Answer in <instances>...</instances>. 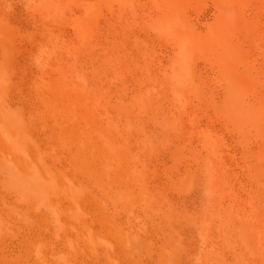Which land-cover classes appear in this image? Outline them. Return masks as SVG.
Segmentation results:
<instances>
[{
	"label": "rangeland",
	"instance_id": "obj_1",
	"mask_svg": "<svg viewBox=\"0 0 264 264\" xmlns=\"http://www.w3.org/2000/svg\"><path fill=\"white\" fill-rule=\"evenodd\" d=\"M49 1L0 0V64L6 66L8 82L4 85L3 100L12 106L11 110L23 111L27 140L39 146L43 161L46 159L47 165L60 168L54 169L81 190H78L77 198L64 192L55 195L44 192L36 174L33 175L35 170L29 169L32 155L25 153L26 164H20L1 140L5 146L0 143V264H264V219L260 221L264 216V166L258 167L260 175L252 187H242L237 182H242L245 175L254 174L255 166L254 161L248 164L242 157L244 149L240 146V138L232 131L235 125L229 120L222 121L216 116L214 106L206 102L187 96L176 102L171 100L168 85L179 82V77L186 74L173 75L169 71L173 41L171 37L156 33L162 26L158 5L164 2L128 0L130 3L125 7L127 4L122 0L121 5L116 0H94L99 4L93 0H53L50 1L53 4L59 1L58 6L54 4L55 14L54 10L47 9L50 8L48 5L45 6ZM73 1H76L75 6L78 4L76 8L72 6ZM91 1L95 5L90 4ZM197 1L174 0L179 6L187 5L192 9L193 24H196L193 28L200 32V40L207 39L204 35L207 30L215 29L216 37L224 35L225 39L220 42L242 55L232 68L240 70L251 66L258 74L238 71L241 74H231V80L237 81L239 76V82L252 81L254 90L264 91V0H239L236 4L246 10V15L239 17L238 26L232 24L237 22L235 17L238 16H231L224 24L225 28H221V21L212 15L215 11L212 0ZM59 6L70 7L73 13L70 8L64 10ZM194 7L202 12L194 11ZM86 9L87 13L84 12ZM76 18L84 19V28L77 27L76 30L75 26L73 29ZM163 22L165 20L160 23ZM164 23L165 29L169 24L170 30L172 24L177 27L175 21ZM85 25L93 27L89 30ZM49 28L55 33H49ZM79 30L82 31L78 34L81 38L77 35ZM90 35L96 36H92L95 40ZM85 40L90 41L85 43ZM75 41H82L85 48ZM5 48H11V51ZM197 50L194 57L201 65L200 69L190 73L191 76L187 74L191 79L185 76V79L181 78L183 83H179L198 81L215 87L219 83L217 78L202 66L210 52L204 48ZM81 70L85 77L80 74ZM171 74L174 79H170ZM145 78L149 80L146 86L154 87V92L146 86L137 88L136 85ZM175 79L177 81H170ZM100 96L105 98L98 104ZM135 97L139 99L138 105L137 100L134 103ZM183 99L189 101L186 103ZM92 110L97 111L96 114ZM117 112L120 113L118 117ZM97 119L102 120L105 127L97 123ZM111 125L113 128L115 125V129ZM87 127L93 129L89 131ZM241 130L255 133L254 128L242 127ZM92 134H98V138L102 134L104 138L109 136L98 139ZM72 141L84 145L93 141L91 145L98 150H95L93 160L89 159L91 163L74 156L77 148L70 143ZM250 144L255 149L251 158H264V152L257 155V145ZM5 154L8 157H4ZM17 167L20 170H16ZM24 169L29 171L27 176ZM31 175L35 181L30 180ZM81 228L86 230L83 236L80 235ZM114 228L116 233H112ZM99 230L103 232L98 234ZM92 232L101 237V241L94 242L98 246L89 235ZM119 232L121 235L117 234ZM122 232L126 234L122 235ZM118 239L121 244L116 242ZM184 241L188 242L185 244ZM91 244L94 247L88 246ZM182 248H186L185 252Z\"/></svg>",
	"mask_w": 264,
	"mask_h": 264
},
{
	"label": "bare ground",
	"instance_id": "obj_2",
	"mask_svg": "<svg viewBox=\"0 0 264 264\" xmlns=\"http://www.w3.org/2000/svg\"><path fill=\"white\" fill-rule=\"evenodd\" d=\"M50 1H53V0H50ZM47 2L46 3V5L45 6H49L50 8H47V7H45V8H47L48 10L50 9L51 11L52 10H54V11H52V12H55V10H56V8H55V6H54V4L56 3V1L54 2V4H53V2ZM60 1V0H59ZM59 1H57V3L59 2ZM63 1V0H62ZM67 1H69V0H67ZM66 1V2H67ZM70 1H72V0H70ZM85 1V0H84ZM94 1V0H93ZM93 1H91L90 2V4H99V3H97L96 1H94V3H93ZM120 0H116V3L117 2H119ZM123 1V3H124V1H125V3L124 4H127V5H124L125 7L126 6H128V3H130V2H128L127 3V1L128 0H122ZM129 1H131V0H129ZM157 1H159V0H157ZM197 1V0H196ZM65 2V1H64ZM80 2H81V0H80ZM111 2H112V0H111ZM114 2V1H113ZM135 2V1H134ZM160 2V1H159ZM164 2V3H163ZM195 2V1H194ZM198 2V1H197ZM237 2H239V0H212V4H213V6L215 7V11L212 13V15L214 16V18H216V19H218V20H220L221 21V23H222V25L220 26L221 28L223 27V28H225L224 27V24H226L227 23V20H229V18L231 17V16H238V17H235L236 19H237V22H232V24H234V26H238L239 25V17H243V16H245L246 15V10L242 7V6H239V5H237L236 3ZM260 2V1H259ZM57 3L55 4L56 6H58L59 5V3H58V5H57ZM71 3V2H70ZM75 3H76V1H73V4H72V6H75ZM115 3V2H114ZM114 3H112V4H114ZM121 3V1L119 2V3H117V4H119V5H121L120 4ZM132 4H131V6L133 5V1L131 2ZM162 3L163 4H160V5H158V10H159V12H160V16L158 17L159 19H161V21H164L165 20V23L167 22V23H173L174 21H175V23H176V28L174 27L175 26V24H172V25H174V26H172L171 28H172V30H170L169 29V26H170V24L166 27V25L164 26V27H166L167 29H165V28H163V23H160L161 21H159V24L161 25L162 24V26H161V28H163V29H157L158 31H156V33L158 32V34H157V36H160V35H165V36H167V37H171V39H172V41H173V58L170 60V62H171V66H172V68L169 70V71H171V73L173 74V75H175L176 73L177 74H181V73H178V72H182V73H184V75L186 76V78L187 77H190L191 75H190V73H192V72H195V71H198L199 69H200V64L197 62V60L195 59V57H194V52H195V50H197V48H204L205 50H207L208 52H210V54H208L209 56L203 61V64H202V66H203V68L204 69H209V72L210 73H212L216 78H217V81L219 82L215 87H212V86H206V82H200V83H197V82H188V84H187V82H186V80H185V84H181V83H179L180 81H181V78L183 79V77H184V79H185V76H183V77H179V79H180V81L179 82H173L172 84H169L168 85V87H167V89L168 90H170V97H171V100L173 101L174 100V102H176L177 100H180L182 97H185V96H187V97H193V98H195L197 101H200V102H206L207 103V105H213L214 106V109L216 110V116L217 117H219L220 119H222V121L223 120H229L232 124H234L235 126L232 128V131L234 132V133H236L237 135H238V137L240 138V146L244 149L243 150V152H242V157L245 159V161L247 162L248 161V164H252V162L254 161V165L253 166H255V168L252 170V171H254V174H248L247 176L245 175V177H244V179H243V181L242 182H237V183H239L242 187H247V188H250V187H252L256 182H257V180H258V176L260 175V172H257V171H259V168L261 167V166H264V158H262V157H260V156H258L257 157V159L256 160H253L252 158H251V155H252V153H253V151H255V149H254V147H253V145L251 146V144H250V142L252 143V142H254L256 145H257V149H256V153H257V155H259V154H261L262 152H264V91H262V90H260V91H258V90H254L253 89V82L252 81H244V82H239L240 81V78H239V74H241L240 72H239V74H238V71H241V72H245V73H254L256 76H258V74H256V72H255V70L254 69H252L251 68V66H244L242 69H238V68H235V69H233L232 68V64H234V63H236L237 61H239L241 58H242V55L239 53V52H237L236 50L235 51H232L230 48H229V46L228 45H226L224 42H220L219 40H223V38H224V35H222L221 37H216V31H215V29L214 30H212V29H210V30H207L206 32L209 34V35H207L206 34V32L204 33V35L207 37V39H205L204 38V40H200V38H199V35H200V32H198L197 31V29H195V28H193V25H196V24H193V22L195 21V18H193L192 17V13H191V10L192 9H190V8H188L187 7V5H185L186 7H183V5L182 6H179L178 4H176L175 2H174V0H166V1H163L162 0ZM178 3V2H177ZM190 3V2H189ZM235 3V4H234ZM64 4V6H65V3H62V5ZM82 4V3H81ZM86 4V3H85ZM84 4V5H85ZM94 4V5H95ZM185 4H188V3H185ZM199 4V3H198ZM68 5V3H66V6ZM78 5V4H77ZM77 5L75 6V8L77 7ZM80 5V4H79ZM83 5V6H84ZM88 5V4H87ZM116 5V4H115ZM194 5V4H193ZM64 6H62V7H60V8H62V9H64V10H66L67 8L69 9L70 7H64ZM90 6V5H89ZM118 6V5H117ZM198 6V5H197ZM200 6V5H199ZM212 6V5H211ZM64 7V8H63ZM85 7V6H84ZM91 7V6H90ZM114 7V6H113ZM113 7H112V9H113ZM119 7V6H118ZM123 7V6H122ZM125 7H123V8H125ZM74 8V7H73ZM61 9V10H62ZM67 9V10H68ZM85 9V8H84ZM89 11H88V10ZM84 12H86L87 13V11L88 12H90V9H89V7L87 8ZM120 9V8H119ZM194 9V11L195 10H197V12H202V11H200L199 9H197V8H193ZM58 11H59V9H57ZM61 10H60V13H63V12H61ZM71 10V8L69 9V11ZM91 10H92V8H91ZM94 10H95V8H94ZM121 10V9H120ZM122 10H125V9H122ZM264 10V9H263ZM72 11V13H73V9L71 10ZM70 11V12H71ZM110 11V10H109ZM64 12H66V11H64ZM91 12H93L94 13V11H91ZM112 12V11H111ZM121 12V11H120ZM248 12V11H247ZM68 13V12H67ZM71 13V14H72ZM123 13H124V11H123ZM55 14H56V12H55ZM57 14L59 15V13L57 12ZM66 14V13H65ZM121 14V13H120ZM62 15H64V14H62ZM61 15V16H62ZM68 15V14H67ZM66 15V16H67ZM72 15H74V14H72ZM71 15V16H72ZM85 16H87L86 14H84ZM60 16V15H59ZM70 16V17H71ZM76 16H78V15H76ZM83 16V15H82ZM174 16H176L177 18H173ZM63 18H64V16H63ZM84 19L86 18V17H83ZM75 19V18H74ZM79 19H82V18H79ZM79 19L78 18H76V21H73V22H76V23H74V24H76V25H74L73 26V29H74V27L75 28H77V27H82V28H84L83 26V24H82V21L84 20H82V21H79ZM94 19H96V17L94 18ZM158 19V20H159ZM169 19H172V20H169ZM8 20H9V18H8ZM78 20V21H77ZM169 20V21H168ZM218 20H217V22H218ZM68 21V20H67ZM226 21V22H225ZM93 22V21H92ZM164 23V24H165ZM71 24V23H70ZM87 24V23H86ZM88 24H89V22H88ZM87 24V25H88ZM90 24H92V23H90ZM89 24V25H90ZM219 24H220V22L218 23V26H219ZM230 24V23H229ZM95 25V24H94ZM96 25H97V23H96ZM69 26H71V25H69ZM85 27H87L86 25H85ZM90 27H93V26H90ZM90 27H87L88 29L90 28ZM72 28V27H71ZM87 28H86V30H87ZM96 28V26H94V28L93 29H95ZM173 28H175V29H173ZM217 28V27H216ZM48 29V28H47ZM52 29V28H51ZM92 29V28H91ZM98 29V28H97ZM165 29V30H164ZM220 29V28H219ZM46 30V29H45ZM75 30V29H74ZM76 30H78V28L76 29ZM83 31L85 30V29H82ZM90 30V29H89ZM88 30V31H89ZM96 30V29H95ZM95 30H93V31H95ZM106 30V29H105ZM227 30V29H226ZM226 30H225V32H226ZM46 31H48V30H46ZM55 31V30H54ZM80 31V30H79ZM87 31V32H88ZM93 31H92V33H93ZM98 31H99V29H98ZM200 31H202V30H200ZM223 31V30H222ZM51 32V30H50V28H49V33ZM57 32V31H56ZM59 32V31H58ZM75 32H77V31H74V33ZM82 31H80V32H78L77 33V35L79 34V33H81ZM86 32V33H87ZM52 33V32H51ZM53 33H55V32H53ZM52 33V34H53ZM61 33V32H60ZM96 33H97V31H96ZM56 34H58V33H56ZM55 34V35H56ZM64 34H66V33H64ZM84 34V33H83ZM87 34H89V33H87ZM94 34V33H93ZM226 34H229V33H227L226 32ZM1 35H2V33H1ZM72 35V34H71ZM86 35V34H85ZM95 35V34H94ZM94 35H90L91 36V38H93L92 36H94ZM99 35V34H98ZM61 36V35H60ZM79 36V35H78ZM88 36V35H87ZM89 36V37H90ZM57 37H59V36H57ZM80 37V36H79ZM94 37H96V36H94ZM48 38V37H47ZM61 38V37H60ZM64 38V37H63ZM81 38V37H80ZM94 39V38H93ZM225 39V38H224ZM52 40H54V39H52ZM64 40V39H63ZM91 40V39H90ZM90 40H85V43H87V42H89ZM95 40V39H94ZM93 40V41H94ZM50 41V40H49ZM57 41V40H56ZM55 41V42H56ZM80 41V40H79ZM79 41H77V42H79ZM92 41V40H91ZM12 42H13V40H12ZM11 42V43H12ZM51 42H53V41H51ZM66 42V41H65ZM76 41H75V44L77 43ZM96 42H98V41H94V43H96ZM57 43V42H56ZM63 43V42H62ZM67 43H69L68 41H67ZM81 43V44H80ZM93 43V42H92ZM99 43V42H98ZM49 44V43H48ZM52 44H54V43H52ZM70 44V43H69ZM78 44H80V45H82L81 47H83V46H86V44H83L82 43V41L81 42H79ZM7 46H9V45H11L10 43H9V45L8 44H6ZM12 45H13V43H12ZM58 45H60V44H58ZM57 45V46H58ZM87 46H89V45H87ZM96 46V45H95ZM97 46H99V45H97ZM4 47V46H3ZM54 47V46H53ZM9 48V47H8ZM70 48V47H69ZM83 48H85V47H83ZM242 48V47H241ZM6 50H8V52H10L11 51V48H10V50L9 49H7V48H5ZM80 49V48H79ZM89 49V48H88ZM54 50V49H53ZM85 50V49H84ZM90 50V49H89ZM264 50V49H263ZM55 51V50H54ZM53 51V52H54ZM67 51V50H66ZM71 51V50H70ZM82 51H83V49H82ZM91 51V50H90ZM198 51V50H197ZM84 52V51H83ZM86 52H87V50H86ZM104 52V51H103ZM6 53V52H5ZM68 53H69V51H68ZM81 53V52H80ZM92 53V52H91ZM100 53V52H99ZM10 54V53H9ZM66 54V53H65ZM70 54V53H69ZM101 54V53H100ZM71 55V54H70ZM72 55H73V53H72ZM105 55V54H104ZM109 55V54H108ZM81 56V55H80ZM101 56H102V54H101ZM111 56V55H110ZM1 57V56H0ZM3 57V56H2ZM6 57V56H5ZM4 58V57H3ZM60 58V57H59ZM63 58V57H62ZM61 58V59H62ZM81 58V57H80ZM85 58V57H84ZM86 58H88V57H86ZM91 58L92 57H90V60H91ZM105 58V57H104ZM60 59V60H61ZM7 60V59H6ZM81 61L83 60V58H81L80 59ZM87 60V59H86ZM93 60V59H92ZM108 60H109V58H108ZM110 60H111V58H110ZM113 60V59H112ZM74 61V60H73ZM5 62V61H4ZM75 62V61H74ZM84 62H85V60H84ZM86 62H88V60L86 61ZM86 62L84 63L85 65H86ZM61 63H62V60H61ZM110 63V62H109ZM108 63V64H109ZM59 64V63H58ZM110 64H112V63H110ZM115 64V63H114ZM7 65V64H6ZM232 65V66H231ZM74 66V65H73ZM82 66H83V64H82ZM91 66V65H90ZM93 66V65H92ZM111 66H114V65H111ZM6 67V66H5ZM5 67H3V65H1L0 64V143H1V140L4 142V144L6 145V147L8 148V149H10V152H12V154H13V156H12V154L10 155V156H12L13 158H14V160L16 159V161H18V162H20V164L22 163V164H26V158H24V156L26 155L25 153H28V155H32V161H31V164H32V167H31V165H30V167H29V169L31 168V169H34L35 170V173H33V175H35L36 174V176H37V181L39 182V186L44 190V192H46V193H48V194H51V195H55V194H57L58 192H60V194L61 193H65V194H68L70 197H74V198H77V196H78V190H81L80 189V186L79 187H76L75 186V184L73 183V181H70V179L68 178V180L65 178V176H62L59 172H57V169L55 170L54 168H56L57 166H49V165H47L48 163H45L44 161H46V159L45 158H47V157H45L44 159V161H43V159H42V157L43 156H40L39 155V150H38V148H39V146H35V144H31V143H29V141L27 140V130H25V125H24V123H23V120H25L24 118H23V111L22 110H19L18 108L17 109H14V110H11L10 108L12 107H9V105L7 106L4 102H6V101H4L3 99V97H4V90H5V88H4V85L5 84H7L8 82H7V75H6V71L7 70H5ZM235 67V66H234ZM117 68V67H116ZM8 69V68H7ZM76 69V68H75ZM81 69H83V68H81ZM87 70H89V69H87ZM95 70V69H94ZM81 71H83V70H81ZM80 71V72H81ZM9 72H10V70H9ZM83 73H85L84 71L82 72V73H80L81 75L83 74ZM96 73H97V71H96ZM99 73V72H98ZM170 73V72H169ZM172 74L170 75V79H174V77L172 78ZM176 74V75H177ZM187 74H189L190 76H187ZM193 74V73H192ZM194 74H196V73H194ZM233 75V74H238V75H236V77L238 76V80L237 81H234V80H231V78H230V75ZM47 75V74H46ZM49 75V74H48ZM47 75V76H48ZM80 75V78H82V80H83V76H84V74H83V76H81ZM90 75V74H89ZM97 75V74H96ZM95 75V76H96ZM54 76V75H53ZM139 76H140V74H139ZM180 76V75H179ZM49 77V76H48ZM85 77V76H84ZM89 77V76H88ZM145 77V76H144ZM149 77V76H148ZM177 77V76H176ZM64 78V77H63ZM78 78V77H77ZM76 78V76H75V79H77ZM80 78H79V80H80ZM192 77H190V79H191ZM49 79V78H48ZM85 79V78H84ZM98 79V78H97ZM150 79V78H149ZM152 79V78H151ZM176 79H178V78H176ZM170 80V81H177V80ZM74 80V79H73ZM244 80V79H243ZM58 81V80H57ZM81 81V80H80ZM87 81V80H86ZM100 81V80H99ZM149 80L148 79H142L141 81H140V83L138 84V85H136L137 86V88H142L143 86L145 87L146 86V84H147V82H148ZM167 81V80H166ZM184 81V80H183ZM183 81H181L182 83H183ZM193 81V80H192ZM242 81V80H241ZM79 82V81H78ZM168 82V81H167ZM44 83V82H43ZM85 83V82H84ZM171 83V82H170ZM196 83V84H195ZM77 84V83H76ZM75 84V85H76ZM85 84H87V83H85ZM85 84H83L84 86H85ZM97 84H98V82H97ZM8 86V85H7ZM73 87H74V85H73ZM101 87V86H100ZM147 87V86H146ZM149 87V86H148ZM147 87V88H148ZM7 88V87H6ZM58 88H60L59 86H58ZM91 88V87H90ZM150 88H152V91L151 92H154L153 91V88L154 87H151L150 86ZM150 88H148V90L150 89ZM8 89V88H7ZM37 89V88H36ZM146 89V88H145ZM155 89V88H154ZM8 90H10V89H8ZM41 90V89H40ZM46 90V89H45ZM52 90V89H51ZM61 90V89H60ZM59 90V93L61 92ZM63 90V89H62ZM147 90V89H146ZM50 91V90H49ZM81 91H83V90H81ZM35 92V91H34ZM33 92V93H34ZM38 92V91H37ZM41 92V91H40ZM52 92V91H51ZM71 92H73L72 90H71ZM146 92V91H145ZM148 93H149V91H147ZM158 92V91H157ZM42 93V92H41ZM55 93V92H54ZM96 93V92H95ZM100 93V92H99ZM98 93V94H99ZM103 94L105 93V92H102ZM35 94H37V93H35ZM52 94H53V92H52ZM62 94V93H61ZM101 94V93H100ZM147 94V93H146ZM145 94V95H146ZM150 94V93H149ZM157 94V93H156ZM43 95H45L44 93H43ZM88 95V94H87ZM97 95V94H96ZM95 95V96H96ZM107 95V94H106ZM155 95V94H154ZM70 96H71V94H70ZM103 96V95H102ZM105 96V95H104ZM158 96H160V95H158ZM158 96H156V97H158ZM59 97V96H58ZM57 97V98H58ZM63 97H65V96H63ZM97 97H98V95H97ZM147 97V96H146ZM7 98V97H6ZM37 98V97H36ZM62 98V97H61ZM60 98V99H61ZM103 98V97H102ZM102 98H101V96H100V98L99 99H97V100H99L98 102H96V103H98L99 104V102H100V99L102 100ZM105 98V97H104ZM103 98V99H104ZM119 98V97H118ZM136 98V97H135ZM148 98V97H147ZM38 99H40V98H38ZM55 99H56V97H55ZM59 99V98H58ZM57 99V100H58ZM64 99V98H63ZM95 99V101H97ZM134 99V98H133ZM117 101L118 100H121V99H116ZM136 100H137V102H136ZM182 100V99H181ZM184 100V99H183ZM59 101V100H58ZM116 101V102H117ZM138 101H139V99H138V97L134 100V103L136 102L137 104L136 105H138ZM147 101V100H146ZM189 101V100H188ZM187 101V102H188ZM194 101V100H193ZM51 102V101H50ZM49 102V103H50ZM54 102H55V100H54ZM149 102H150V100H149ZM182 102V101H181ZM184 102H186V100H184ZM186 102V103H187ZM52 104V103H51ZM54 104V103H53ZM60 104V103H59ZM121 104V103H120ZM176 103H173V105H175ZM183 104V103H182ZM185 104V103H184ZM189 104V103H188ZM55 105V104H54ZM96 106H97V104H95ZM135 105V106H136ZM191 105V104H190ZM20 106V105H19ZM18 106V107H19ZM59 106H61V104L59 105ZM71 106V105H70ZM180 106H182L181 104H180ZM180 106H178V107H180ZM187 106V105H186ZM192 106V105H191ZM26 107V106H25ZM188 107V106H187ZM202 107V106H201ZM200 107V108H201ZM74 108V107H73ZM105 108V107H104ZM137 108V107H136ZM144 108V107H143ZM143 108L141 107V109L143 110ZM174 108V107H173ZM181 108V107H180ZM184 108H185V106H184ZM189 108V107H188ZM23 109V108H22ZM26 109V108H25ZM28 109V108H27ZM36 109H40V108H37L36 107ZM88 109V108H87ZM86 109V110H87ZM90 109V108H89ZM95 109V108H94ZM97 109V108H96ZM101 109H103V108H101ZM140 109V108H139ZM162 109V108H161ZM76 110V109H75ZM160 110V109H159ZM181 110V109H180ZM180 110H178V111H180ZM184 110V109H183ZM183 110H182V112H183ZM187 110V109H186ZM93 111V110H92ZM104 111V110H103ZM161 111V110H160ZM171 111V110H170ZM176 111V110H175ZM27 112V111H26ZM38 112H39V110H38ZM94 112V111H93ZM95 112H97V111H95ZM94 112V114H96ZM106 112V111H105ZM37 113V112H36ZM81 113H82V111H81ZM86 113V112H85ZM89 113V112H88ZM119 112H117L116 114H118ZM165 113V112H164ZM173 113V112H172ZM180 113V112H179ZM178 113V114H179ZM26 114V113H25ZM40 114V113H39ZM90 114V113H89ZM99 114H101V113H99ZM103 114V113H102ZM116 114H115V116H116ZM120 114V113H119ZM117 115V117L118 116H120V115ZM156 114V113H155ZM177 114V115H178ZM182 114H184V113H182ZM75 115H76V113H75ZM86 115H87V113H86ZM86 115H84L83 114V116H86ZM124 115H127V112L124 114ZM165 115L167 116V114L165 113ZM175 115V114H174ZM181 115V114H180ZM56 116H58V115H56ZM93 116H95V115H93ZM96 116H99L98 114L96 115ZM96 116L94 117V118H96ZM136 116V115H135ZM40 117V116H39ZM90 117L92 118V114L90 115ZM100 117V116H99ZM99 117H97V118H99ZM164 117V116H163ZM174 117V116H173ZM181 117V116H180ZM180 117H178V119L180 118ZM184 117V116H183ZM182 117V118H183ZM188 117V116H187ZM35 118V117H34ZM44 118V117H43ZM94 118H93V120H94ZM41 119V118H40ZM74 119H75V116H74ZM88 119H90L89 118V116H88ZM100 119H103V117L102 118H100ZM100 119H97V123H101L102 122V120H101V122H100ZM106 120H107V116H106V118H105ZM185 119V118H184ZM46 120H47V117H46ZM60 120H62L63 121V119H60ZM92 120V119H91ZM96 120V119H95ZM94 120V121H95ZM98 120H99V122H98ZM131 120V119H130ZM166 120V119H165ZM177 120V119H176ZM182 120V119H181ZM186 120V119H185ZM116 121V120H115ZM170 121V120H169ZM184 121V120H183ZM27 122V121H26ZM57 122V121H56ZM107 122H108V120H107ZM131 122V121H130ZM49 123V122H48ZM58 123H60V121L58 122ZM70 123H72V121L70 122ZM93 123V122H92ZM181 123V122H180ZM179 123V124H180ZM37 124V123H36ZM38 124H40V123H38ZM65 124V123H64ZM64 124H63V126H64ZM96 124V123H95ZM94 124V125H95ZM170 124V123H169ZM58 125V124H57ZM101 125H102V123H101ZM117 125V124H116ZM89 126H91V125H89ZM102 126H104V125H102ZM129 126V125H128ZM173 126H175V125H173ZM58 127H59V125H58ZM60 127H62V126H60ZM59 127V128H60ZM96 127H97V125H96ZM105 127V126H104ZM111 127L113 128V125H111ZM110 127V128H111ZM245 128V129H247V128H254V130H255V133L254 134H249V133H247V132H245V131H243V130H241V128ZM30 128V127H29ZM32 128V127H31ZM38 128V127H37ZM88 128V127H87ZM92 129H93V127H91ZM91 128H88V130L89 131H91ZM95 128V127H94ZM98 128H99V125H98ZM117 128V127H116ZM96 129V128H95ZM113 129H115V125H114V128ZM34 130V129H33ZM59 130V129H58ZM97 130V129H96ZM98 130H100V129H98ZM177 130V129H176ZM179 130V129H178ZM94 131V130H93ZM92 131V133H94ZM103 131L104 130H102V133H103ZM118 131V130H117ZM59 132V131H58ZM115 132V131H114ZM178 132V131H177ZM181 132V131H180ZM29 133V132H28ZM56 133V132H55ZM95 133H97V132H95ZM148 133V132H147ZM163 133V132H162ZM33 134V133H32ZM54 134V133H53ZM68 134V133H67ZM98 134H99V131H98ZM98 134H94V135H98ZM181 134V133H180ZM34 135V134H33ZM51 135V134H50ZM93 135V134H92ZM92 135H91V137H92ZM93 135V136H94ZM101 135V134H100ZM103 135V134H102ZM99 136L100 138L102 137V138H104L103 136ZM114 135V134H113ZM134 135V134H133ZM148 135V134H147ZM146 135V136H147ZM177 135V134H176ZM52 136V135H51ZM54 136V135H53ZM109 136V135H108ZM107 135H106V137H108ZM31 137V136H30ZM68 137V136H67ZM105 137V138H106ZM33 138V137H32ZM31 138V139H32ZM34 138H35V136H34ZM48 138V137H47ZM97 138H98V136H97ZM100 138H98V139H100ZM104 138V139H105ZM36 139V138H35ZM89 140V139H88ZM108 140V139H107ZM116 140V139H115ZM169 140H171V138L169 139ZM181 140V139H180ZM35 142H36V140H34ZM33 141V142H34ZM38 141V140H37ZM79 141V140H78ZM120 141V140H119ZM40 142V141H39ZM88 142V141H87ZM92 142L93 141H91V142H88V143H85L86 145H84V144H80V143H77V142H74V141H72V142H70V143H72V144H74L75 146H76V152L74 153L75 155V157H77V158H79L82 162H90V160H93V158H94V154H95V150L97 149H94L95 147H93L91 144H92ZM100 143L102 142V140H100L99 141ZM116 142V141H115ZM114 142V143H115ZM37 143V142H36ZM41 143V142H40ZM99 143V144H100ZM113 143V144H114ZM118 143V142H117ZM3 143H1V145L2 146H5ZM97 144V143H96ZM104 144V146H105V143H103ZM124 144V143H123ZM122 144V145H123ZM38 145H40V144H38ZM66 145V144H65ZM62 146H64V145H62ZM96 146V145H95ZM99 146V145H98ZM100 146H102V144H100ZM42 147V146H41ZM40 147V148H41ZM65 147V146H64ZM106 147L108 148V146L106 145ZM132 147H133V145H132ZM186 147V146H185ZM104 148V147H103ZM45 149V148H44ZM64 149H66V148H64ZM71 149V148H70ZM48 150V149H47ZM98 150V149H97ZM40 151L42 152V149H40ZM106 151V150H105ZM47 152V151H46ZM45 152V153H46ZM97 152V151H96ZM101 152H104V151H101ZM187 152V151H186ZM3 153V152H2ZM48 153V152H47ZM71 153V155H73L72 154V152H70ZM106 153V152H105ZM105 153H104V155H105ZM8 154V153H7ZM14 154H16V157H14ZM53 154V153H52ZM68 154V153H67ZM101 154V153H100ZM100 154H98L97 153V155L99 156ZM119 154V153H118ZM57 155V154H56ZM69 155V154H68ZM71 155H70V158H71ZM5 156H7L8 157V155H4V157ZM101 156H103L102 154H101ZM101 156L100 157H98V159L99 158H101ZM194 156V155H193ZM109 157V156H108ZM134 157V156H133ZM186 157V156H185ZM187 157H189V156H187ZM240 157H241V155H240ZM29 158V157H28ZM92 158V159H91ZM97 158V157H96ZM96 158H95V160H96ZM31 159V157L29 158V160ZM52 159V158H51ZM72 159V158H71ZM90 159V160H89ZM187 159V158H186ZM102 160V159H101ZM100 160V161H101ZM104 160V159H103ZM185 160V159H184ZM188 160V159H187ZM75 161V160H74ZM17 162V163H18ZM47 162V161H46ZM14 163V162H13ZM16 163V162H15ZM15 163H14V165H15ZM77 163V162H76ZM91 163V162H90ZM101 163V162H100ZM51 164V163H50ZM74 164V163H73ZM130 164V163H129ZM52 165V164H51ZM97 165V164H96ZM95 165V166H96ZM204 165H205V163H204ZM92 166V165H91ZM94 166V167H95ZM19 167V166H18ZM17 167V169L16 170H18L19 168ZM28 167V166H27ZM259 167V168H258ZM15 168H16V166H15ZM14 168V169H15ZM58 168V167H57ZM131 168V167H130ZM13 169V170H14ZM58 169H60V168H58ZM103 169V168H102ZM258 169V170H257ZM4 170V169H3ZM20 170V169H19ZM25 171H26V169H24ZM88 170V169H87ZM190 170V169H189ZM15 171V170H14ZM23 171V170H22ZM64 171V170H63ZM62 171V172H63ZM27 172V171H26ZM29 172V171H28ZM28 172L26 173V176H27V174H28ZM192 172V171H191ZM23 173V172H22ZM25 173V172H24ZM23 173V174H24ZM106 173V172H105ZM110 173V172H109ZM22 174V175H23ZM212 174V173H211ZM224 174V173H223ZM259 174V175H258ZM126 175V174H125ZM35 176V177H36ZM66 176H68V175H66ZM131 176V175H130ZM188 176V175H187ZM227 176H229V175H227ZM31 178L32 179H30V180H33V181H35L36 179H34V176L32 177V175H31ZM228 178V177H227ZM106 179V178H105ZM128 179H130V178H128ZM257 179V180H256ZM263 179V178H262ZM107 180V179H106ZM227 180V179H226ZM32 181V182H33ZM195 181V180H194ZM82 182V181H81ZM109 182V181H108ZM226 182V181H225ZM224 182V183H225ZM227 182H229V181H227ZM226 182V183H227ZM74 185H73V184ZM84 183V182H83ZM82 183V184H83ZM79 184V183H78ZM81 184V183H80ZM238 184V185H239ZM76 185H77V183H76ZM212 185V184H211ZM225 185V184H224ZM234 185V184H233ZM120 187V186H119ZM121 187H122V185H121ZM83 189V188H82ZM234 190V189H233ZM252 190V189H251ZM122 191V190H121ZM248 191V190H247ZM85 192V191H84ZM237 193V192H236ZM209 194V193H208ZM262 194H264V192L262 193ZM81 195V194H80ZM80 195H79V197H80ZM67 197V196H66ZM124 197V196H123ZM222 197V196H221ZM102 198V197H101ZM233 199V198H232ZM222 200V199H221ZM53 201V200H52ZM225 201V200H224ZM236 201V200H235ZM237 204H238V202H237ZM243 205V204H242ZM29 206V205H28ZM61 207V206H60ZM243 207V206H242ZM70 208V207H69ZM56 209V208H55ZM243 210V209H242ZM246 210V209H245ZM227 211V210H226ZM183 212V211H182ZM264 212V211H263ZM66 214V213H65ZM69 214V213H68ZM1 215V214H0ZM4 215V214H3ZM217 216V215H216ZM77 217V216H76ZM186 217H188V216H186ZM190 217H192V216H190ZM221 217V216H220ZM220 217H218V218H220ZM92 219V218H91ZM194 219V218H193ZM220 219H223V218H220ZM261 219H264V216H262L261 218H260V221H261ZM83 220V219H82ZM199 219H197V221H198ZM84 221V220H83ZM190 221V220H189ZM85 223H87L86 221H84ZM193 222V221H192ZM80 223V222H79ZM79 223H77L78 225H80ZM175 223V222H174ZM133 224V223H132ZM81 225H82V223H81ZM87 225V224H86ZM89 225V224H88ZM85 226V225H84ZM91 226V225H90ZM93 227V226H92ZM133 227V226H132ZM85 228V227H84ZM84 228H81V230L80 231H82V232H80V235L81 236H83V234L85 233V229ZM111 228H113V227H111ZM117 228V227H116ZM133 228H135V227H133ZM118 230H120L119 228H117ZM91 231H92V229H90ZM95 230V233H96V229H94ZM115 230V228L113 229V231H112V233L113 232H115L114 231ZM111 231V230H110ZM121 231V230H120ZM84 232V233H83ZM98 232V234L99 233H102V232H100V230L99 231H97ZM69 233V232H68ZM78 233H79V230H78ZM116 233V232H115ZM121 232H119V233H117V234H120ZM190 233H191V231H190ZM98 234H94L93 235V232H92V234H89L90 235V237L94 240H92L91 239V241H93V244L95 245V244H97V243H94V242H97L98 241V239L100 240L101 239V237L100 238H98L97 236H98ZM104 234V233H103ZM126 233H124L123 234V232H122V235H125ZM66 235V234H65ZM79 235V234H78ZM79 235V236H80ZM87 235V234H86ZM105 235V234H104ZM121 235V234H120ZM68 236H70V235H68ZM99 236H103V235H99ZM111 236H114V234L113 235H111ZM258 236H260V232H259V235ZM257 236V237H258ZM84 237H85V235H84ZM120 236H118V238H119ZM88 237L86 236V238H85V241H86V239H87ZM103 238V237H102ZM104 238H106V235H105V237ZM107 238H109L108 236H107ZM123 238V237H122ZM127 238V237H126ZM70 239H71V237H70ZM82 239V238H81ZM90 239V238H89ZM88 239V240H89ZM110 239V238H109ZM114 239H115V237H114ZM117 239V238H116ZM77 240H79V238H77ZM83 241H84V238L82 239ZM87 240V241H88ZM105 240V243L107 242L106 241V239H104ZM103 240V241H104ZM108 240V239H107ZM123 240V239H122ZM122 240H120L121 242H122ZM164 240V239H163ZM259 240V239H258ZM81 241V240H80ZM89 242V243H92V242ZM101 241V240H100ZM100 241H99V243H100ZM125 241L127 242V240L125 239ZM78 242V241H77ZM116 242H118V243H120L119 242V239L118 240H116ZM167 242V241H166ZM185 242V241H184ZM188 242V241H187ZM187 242H185V244L187 243ZM86 243V242H85ZM88 243V244H89ZM259 242H257L256 244H258ZM93 244H91V245H88V246H93L94 247V245ZM102 244H104V243H102L101 242V245ZM121 244V243H120ZM124 244H125V242H124ZM123 244V245H124ZM128 244V243H127ZM71 245H74V244H71ZM76 245H78V243H76ZM80 245V244H79ZM82 245V244H81ZM87 245V244H86ZM85 245V246H86ZM105 245V244H104ZM126 245V244H125ZM124 245V246H125ZM259 245V244H258ZM97 246H98V244H97ZM100 246V245H99ZM73 247V246H72ZM79 247V246H78ZM84 247V246H83ZM87 247V246H86ZM104 247V246H103ZM102 247V248H103ZM126 247V246H125ZM77 248V247H76ZM99 248V247H98ZM128 248V247H127ZM72 249V248H71ZM87 249V248H86ZM90 249V248H89ZM88 249V250H89ZM183 249V251L186 249H184V248H182ZM91 250V249H90ZM95 250V249H94ZM75 251V250H74ZM98 251H99V249H98ZM182 251V252H183ZM95 252H96V250L94 251V254H95ZM105 252V251H104ZM185 252V251H184ZM42 253H43V251H42ZM97 254V253H96ZM177 254V253H176ZM179 254H181V253H179ZM178 254V255H179ZM166 255V254H165ZM169 255V254H168ZM173 255V254H172ZM182 255V254H181ZM108 256V255H107ZM111 256V255H110ZM161 256H163V252H162V255ZM167 256V255H166ZM177 256V255H176ZM175 256V257H176ZM109 259H110V257H108ZM112 258H113V256H112ZM114 259V258H113ZM164 260H165V257H164ZM114 261V260H113ZM162 261V260H161ZM166 261H167V259H166ZM169 261V260H168ZM160 262V261H159ZM51 263V262H50ZM114 263H115V261H114ZM163 263H164V261H163ZM116 264V263H115Z\"/></svg>",
	"mask_w": 264,
	"mask_h": 264
}]
</instances>
